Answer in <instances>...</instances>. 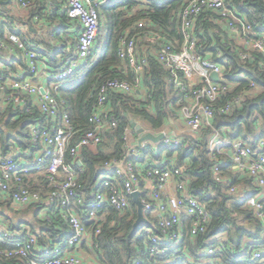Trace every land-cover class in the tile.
Instances as JSON below:
<instances>
[{"label":"trees","instance_id":"trees-1","mask_svg":"<svg viewBox=\"0 0 264 264\" xmlns=\"http://www.w3.org/2000/svg\"><path fill=\"white\" fill-rule=\"evenodd\" d=\"M27 8L14 10L6 8L5 21L2 22L0 38L10 44L4 33V27L19 36H32L27 27L33 15H45L48 20L58 17L61 26L53 44L49 39L33 35L39 45L35 51L54 70L60 68V58L71 59L75 53L76 32L68 33L72 24L65 16H58L54 10L49 14L46 0H27ZM184 0H110L98 6L101 14L97 32V45L88 62L79 67L57 87V98L67 105V113L75 130L72 142L92 128L89 122L96 105L97 92L102 84L112 78H131V73L124 70L122 60L117 54L119 39L125 34H136L135 22L141 17L138 8L146 9L156 29L173 42L180 40L179 11ZM226 5L245 23L251 26L254 39H264V0H226ZM137 9L132 14V10ZM14 26H10L9 22ZM79 27V26H78ZM194 33L200 38L197 52L203 59L221 66L222 80L232 84L226 95L212 102L215 113L210 125H202L199 131L188 128L177 137L182 142L177 146L165 144L155 148L148 145L139 151L137 156H127L125 137L135 138L134 131L126 133L128 118L137 121L150 132L170 131L172 123L178 117L183 106L188 105L184 96L179 94L169 81V72L154 56L147 54V67L144 70L142 86L146 94H122L106 92L105 108L108 116L117 120L116 128L104 129L102 141L93 147H82L79 158L82 172L79 175L82 192L90 199L95 191H107L106 187L97 185L101 175L107 174L118 186L122 178L115 179L113 172L106 170L105 165L113 161L126 160L133 170L139 172V180L151 165L167 168H180L185 181L187 194L196 197L209 211L210 222L203 232L190 235L191 219L182 216V243L177 246L178 252L173 255L170 250L166 256H151L145 252L146 235L140 232L141 226L133 231L137 218L136 205L129 197V205L123 212H116L106 207L99 222V233L94 241L97 248L94 254L98 264H130L138 259L140 264H264V258L252 259L253 252L264 247V222L256 215L255 210L246 206L248 196H256L261 189L255 186L252 178L239 174L232 168L228 157L219 152H211L209 142L217 131L221 136L241 138L254 148L260 139H264V52L252 50L239 42L237 34L228 30L225 22H219L217 11L207 10L195 18ZM128 32V33H127ZM63 34V35H62ZM103 36L104 45L98 43ZM67 38V39H65ZM264 42V41H263ZM43 47V48H41ZM240 51L249 52L250 57L241 58ZM15 60H8L7 67L15 69ZM23 68L24 64L18 60ZM253 83V89L241 95V91ZM241 95V104L229 114H222L218 109L231 98ZM206 104L210 102L204 101ZM46 127L49 121L33 110L30 114L8 106L0 110V145L4 154L12 147L20 149L35 147L29 140L30 127ZM227 130L234 132L228 135ZM67 155V161L70 162ZM218 166L221 180H216L213 171ZM125 176L123 175V179ZM34 178L28 180L30 188H36ZM244 184L249 190L246 194L229 193L231 185ZM40 207L28 206L17 209L11 200L0 199V218L3 228L8 230L26 229L33 233L41 245L62 244L70 234L69 226L57 216L48 223L40 218ZM150 220H152L150 218ZM153 221V220H152ZM88 229L93 223H87ZM221 243V248L212 254L206 250L212 244ZM169 247L172 244H168ZM0 243V248H2ZM0 256V260H3Z\"/></svg>","mask_w":264,"mask_h":264},{"label":"built area","instance_id":"built-area-1","mask_svg":"<svg viewBox=\"0 0 264 264\" xmlns=\"http://www.w3.org/2000/svg\"><path fill=\"white\" fill-rule=\"evenodd\" d=\"M109 1L57 0L60 16H65L72 22V26H79V30H74L76 46L73 57H61L60 68L57 70L47 67L42 75L45 85L38 81L44 57L41 58L35 51L39 46L37 42L10 31L6 34L9 45L0 38L1 51H12V46L19 45L26 56L24 70L5 67L8 60L0 58V110L8 106L29 114L35 110L50 123L46 127L38 124L30 127L29 140L35 147L40 146V149L12 147L9 153L4 154L0 145V192L19 209L40 207V218L43 221L51 223L52 217L57 216L71 231L62 244L41 245L30 231L8 230L3 228L0 220V243L3 246L0 248V256L5 258L0 260V264H98L94 254L97 248L94 239L99 233L98 225L104 210L109 206L116 212H123L134 192L139 193V200L143 204L146 222L139 226L140 232H144L147 238L144 241L145 252L151 256H166L170 250L173 255L178 252L176 248L183 238V215L191 219V236L203 232L210 222L209 211L196 197L187 194L185 181L181 177L182 171L176 167L151 165L139 180V172L133 170L130 162L124 161L125 172L118 167L122 161L110 162L105 165L106 170L113 172L116 180L122 178L121 185L115 184L107 174L101 175L97 185L106 187L107 191L97 190L87 200L79 182V175L83 170L79 150L85 146H96L102 141L104 129L117 126V120L108 116L109 110L105 108L106 92L145 96L142 78L148 64L147 54L154 56L169 72V81L188 102L180 111L187 128L197 132L202 125H210L215 113L212 102L226 95L232 84L222 80L220 65L203 59L196 50L200 38L194 33L193 22L203 12L217 11L219 22H225L230 33L237 34L242 44L252 50L264 52V39L252 37L250 24L243 22L227 7L226 0H184L179 11L180 40L175 42L156 29L149 16L150 11L138 8L141 17L133 26L138 31L132 35L127 32L119 39L117 46V54L124 70L131 73V78H112L100 86L96 105L89 117L92 128L73 143L75 130L67 113V105L57 98L56 89L62 81L88 62L97 41L101 18L98 6ZM11 3L20 8H27L29 5L27 0H13ZM50 7H56L53 1L50 2ZM136 10L133 9L132 14ZM4 20V11L0 7V26ZM35 20L40 22L37 17ZM48 39L53 44L57 43L55 31L49 33ZM238 55L241 58L250 57V53L244 51H240ZM211 72L218 74V82L210 78ZM251 89L253 83L245 87L241 95L249 94ZM241 95L229 99L218 112L229 114L235 107H239ZM204 101L210 103L206 104ZM125 131L129 133L134 130L129 125ZM160 133L164 137L154 145L157 148L165 144L177 146L182 142L181 138L170 136L165 130L154 134ZM227 133L234 135L229 130ZM125 140L127 152L131 149L126 159L137 156L139 151L151 145L149 142H142L136 147L130 144L127 137ZM209 149L211 152L225 154L233 169L242 176L252 178L255 186L261 189L260 196H248L245 205L252 207L257 217L264 222V139L258 140L252 148L241 138L221 136L216 131L209 142ZM67 155L70 162L67 161ZM213 175L216 180H221L218 166L214 168ZM32 177H35L36 188L27 185ZM172 180L175 181V192L169 193L167 188ZM228 192L246 194L249 190L241 183L231 185ZM89 222L94 226L91 229L87 227ZM168 244L172 246L169 247ZM221 246L219 242L212 244L206 253L212 254ZM83 250L88 252L90 258L86 257ZM262 258L264 247L255 250L252 255V259ZM130 264H140V261L135 259Z\"/></svg>","mask_w":264,"mask_h":264},{"label":"crops","instance_id":"crops-1","mask_svg":"<svg viewBox=\"0 0 264 264\" xmlns=\"http://www.w3.org/2000/svg\"><path fill=\"white\" fill-rule=\"evenodd\" d=\"M12 1L13 0H0V7L1 6L8 5ZM51 1L54 2V4H55L56 7H54V8H51L50 7V2ZM51 1L50 0H46V8H47L46 11H48L49 14L51 13V15H53V11L55 10L57 12V15L60 16L59 11H58L60 5L57 3V0H51ZM12 8H16V9H14L15 11L18 10V9H24V8H20V7L14 6V5L12 6ZM35 17L39 18L40 19V22H37L36 21L37 19L35 20ZM7 22H9V21H7ZM70 23L72 24V22H70ZM9 24H10V26H14L13 23H10L9 22ZM60 26H61V22H60V20H59L58 17L56 18V17L52 16V19L51 20H48L45 17V15H42V16H40V15H33V17L31 18L30 24H28L27 26H24L22 24L19 25V27H21V28L27 27V29L33 35L42 36V37H45L47 39L49 37V33L51 31H53V32L55 31V33H57L59 31V29H60ZM0 28H1V26H0ZM74 30L75 31H78L79 30V27L77 25H74V26L70 27L69 30H67V31H68L69 34H71V33L75 32ZM8 31H10V27H6L5 26L4 27L5 36H7L6 34H7ZM33 35L32 36L27 35V37L28 38H34ZM238 40H239V42H241V39L240 38H238ZM12 47H13V50L12 51H1L0 50V58L5 59V60H9V61H11L12 59L15 60L14 61L15 62V66H16L15 69L18 70L20 68V69H23L24 70L25 67H26V56H25V54L22 52V50L19 47V45H14ZM41 48H43V47H41ZM18 60H21L22 63L24 64V67L23 68L19 65V62H17ZM6 64H8V61L6 62ZM5 67H7V65H5ZM47 67H51V66H49L47 64V60H46V58H44V59L41 60V69L39 71V76H38L39 83L40 84H43V85H45V80H44V78L42 79V75L47 70ZM170 123L173 124L172 127L176 123H179L182 126V128H180L178 132L173 131L174 128H172L170 131H168V133H169L170 136H172V135L177 136L181 132L187 130V126L185 125L184 120H183L180 112L178 114L177 119L175 121H170ZM137 139H138V135L136 134V137L135 138H130V144L131 145L132 144L133 145H136L137 144ZM150 146L155 147L153 144H151ZM32 178H34V181H35V177H32ZM167 189H168L167 191L169 193H174L175 192V181L172 180L169 183ZM3 198H6V197L0 192V199H3ZM23 208H25V207H23ZM23 208H20V209H23ZM0 220H1V218H0Z\"/></svg>","mask_w":264,"mask_h":264},{"label":"water","instance_id":"water-1","mask_svg":"<svg viewBox=\"0 0 264 264\" xmlns=\"http://www.w3.org/2000/svg\"><path fill=\"white\" fill-rule=\"evenodd\" d=\"M210 78L215 81L218 82L219 81V76L216 72H211L210 74ZM41 92H43V89H40ZM129 121V125L130 127L134 130V132L138 135V139H137V144L135 145L136 147H139L140 144L142 142H149L153 145H157L160 141H162L164 134L160 133V134H154L153 132L150 131H146L141 124H139L138 122H136L135 120L128 118ZM131 153V149L128 150L127 152V156ZM125 160H123L118 167L124 171L123 169V163ZM131 200L133 201V203H135L136 205V211H137V218L133 224V231L141 224V223H145L146 220L143 216V204L140 202L139 200V193L138 192H134L131 193L130 195Z\"/></svg>","mask_w":264,"mask_h":264},{"label":"rangeland","instance_id":"rangeland-1","mask_svg":"<svg viewBox=\"0 0 264 264\" xmlns=\"http://www.w3.org/2000/svg\"><path fill=\"white\" fill-rule=\"evenodd\" d=\"M10 6H12V3L6 5L5 7H6V8H9ZM96 45H97V43H96ZM98 45H99L100 48H102V46L104 45V38H103V36L101 37V39H100ZM173 128H174L173 131L178 132L179 129L182 128V126H181L179 123H176V124H174ZM260 194H261V193H259L258 196H260ZM15 207H16V206H15ZM17 209H18V208L16 207V210H17ZM83 252L86 253V257L90 258L89 255L87 254L88 252H87L86 250H83Z\"/></svg>","mask_w":264,"mask_h":264}]
</instances>
